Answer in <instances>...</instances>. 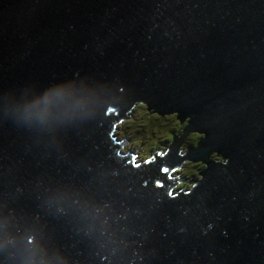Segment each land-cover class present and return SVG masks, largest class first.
<instances>
[{
	"label": "water",
	"instance_id": "95a60500",
	"mask_svg": "<svg viewBox=\"0 0 264 264\" xmlns=\"http://www.w3.org/2000/svg\"><path fill=\"white\" fill-rule=\"evenodd\" d=\"M144 102L199 148L123 152ZM0 264H264V0H0Z\"/></svg>",
	"mask_w": 264,
	"mask_h": 264
},
{
	"label": "rangeland",
	"instance_id": "374dc122",
	"mask_svg": "<svg viewBox=\"0 0 264 264\" xmlns=\"http://www.w3.org/2000/svg\"><path fill=\"white\" fill-rule=\"evenodd\" d=\"M127 112L128 115H125L122 120L117 123L115 136L117 140L121 142L120 147L122 151L138 157L137 161L151 156L150 153L154 150L155 144L161 145L158 143V140L164 139V132L168 128L176 130V127L181 125L178 119L172 116V114H159L145 102L133 105ZM181 120V123L186 122V118H182ZM198 148L187 149V146L181 145L177 153L184 154L190 152L192 149L196 150ZM162 150L163 149H160L158 152ZM210 156L218 161L226 158V156L218 151L210 152ZM200 161L202 160H182L181 163L175 167L174 177L175 175L180 176V178L175 181V189L179 187H191L193 179L197 176H201L200 171L203 169V166L200 164ZM192 174L194 178L189 179L188 176Z\"/></svg>",
	"mask_w": 264,
	"mask_h": 264
},
{
	"label": "trees",
	"instance_id": "16d2710c",
	"mask_svg": "<svg viewBox=\"0 0 264 264\" xmlns=\"http://www.w3.org/2000/svg\"><path fill=\"white\" fill-rule=\"evenodd\" d=\"M152 107V106H149ZM158 112V111H156ZM159 114H162L160 112H158ZM172 116H174L175 118L178 119L179 124H181L180 126L176 127L175 129H167L163 135L164 139H159L158 143L161 145H157L155 144L154 150L151 151V156H155L156 153L158 152L160 149H163L162 151L158 152V153H162L164 150H166L168 147H176L177 150L179 151L180 146L181 145H185L187 146V149H191V148H197L202 144V138H201V134H192L191 136L187 137L186 139L183 140V136H186V133H189V120L186 119V122L181 123V118L177 116V114H172ZM190 147V148H189ZM150 156V157H151ZM210 156V153H209ZM211 157V156H210ZM221 161V160H220ZM201 165L204 166L205 162L200 161ZM197 169V168H196ZM175 177L177 179L180 178L179 175H175ZM189 179H193V174L188 176Z\"/></svg>",
	"mask_w": 264,
	"mask_h": 264
},
{
	"label": "bare ground",
	"instance_id": "6f19581e",
	"mask_svg": "<svg viewBox=\"0 0 264 264\" xmlns=\"http://www.w3.org/2000/svg\"><path fill=\"white\" fill-rule=\"evenodd\" d=\"M150 105L152 106V102L150 103ZM118 143H119V145H121V142H119L118 141ZM168 148H170V150L169 151H172V152H174V153H177V148L176 147H168ZM168 151V152H169ZM217 153V152H216ZM128 154H130V153H128ZM178 154V153H177ZM214 154V153H213ZM131 155V154H130ZM218 155V154H217ZM162 156V155H161ZM166 156H164L163 158H165ZM161 158V157H160ZM209 158H211V157H209ZM217 158V157H216ZM195 161V160H194ZM173 182H175V181H177V178L176 177H174V175H173Z\"/></svg>",
	"mask_w": 264,
	"mask_h": 264
},
{
	"label": "snow or ice",
	"instance_id": "6c2138e0",
	"mask_svg": "<svg viewBox=\"0 0 264 264\" xmlns=\"http://www.w3.org/2000/svg\"><path fill=\"white\" fill-rule=\"evenodd\" d=\"M133 159H135V158H133ZM139 166H140V165H138V164L136 165V167H139ZM164 171H165V172H168L169 170H168V169H164ZM157 184H158V186H162V185L159 184V182H157ZM169 194L172 195L171 192H170Z\"/></svg>",
	"mask_w": 264,
	"mask_h": 264
}]
</instances>
